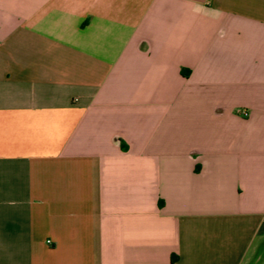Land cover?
Masks as SVG:
<instances>
[{
  "label": "crops",
  "instance_id": "0c3cea01",
  "mask_svg": "<svg viewBox=\"0 0 264 264\" xmlns=\"http://www.w3.org/2000/svg\"><path fill=\"white\" fill-rule=\"evenodd\" d=\"M0 264H264V0H0Z\"/></svg>",
  "mask_w": 264,
  "mask_h": 264
},
{
  "label": "built area",
  "instance_id": "2783aa9c",
  "mask_svg": "<svg viewBox=\"0 0 264 264\" xmlns=\"http://www.w3.org/2000/svg\"><path fill=\"white\" fill-rule=\"evenodd\" d=\"M242 115L244 116H248V114L246 112H242Z\"/></svg>",
  "mask_w": 264,
  "mask_h": 264
}]
</instances>
